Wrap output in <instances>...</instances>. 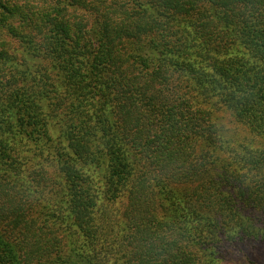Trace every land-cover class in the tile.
<instances>
[{"label": "trees", "instance_id": "trees-1", "mask_svg": "<svg viewBox=\"0 0 264 264\" xmlns=\"http://www.w3.org/2000/svg\"><path fill=\"white\" fill-rule=\"evenodd\" d=\"M0 131L4 197L28 131L67 184L81 245L56 264L264 247V0H0Z\"/></svg>", "mask_w": 264, "mask_h": 264}, {"label": "rangeland", "instance_id": "rangeland-1", "mask_svg": "<svg viewBox=\"0 0 264 264\" xmlns=\"http://www.w3.org/2000/svg\"><path fill=\"white\" fill-rule=\"evenodd\" d=\"M9 49L16 51L18 59L23 60V66L30 72L45 65V62L41 64L40 60L25 57L23 48L12 41ZM10 124L14 130V123ZM51 127V134H58L57 126ZM3 134L6 133L0 131V135ZM15 141L18 171L2 181L9 197H4L0 188V234L14 246L22 264H56L75 254L81 245L70 214L67 184L59 176L56 165L40 157L39 142L31 139L29 131L26 137ZM55 210L60 212L57 217L49 216ZM229 251L232 254L223 264H264L262 246L229 248ZM79 261L90 264L83 258Z\"/></svg>", "mask_w": 264, "mask_h": 264}]
</instances>
